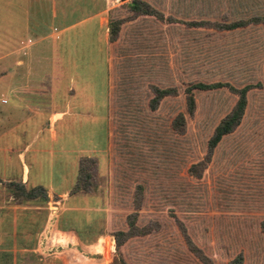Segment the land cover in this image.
Instances as JSON below:
<instances>
[{"label": "rangeland", "instance_id": "1", "mask_svg": "<svg viewBox=\"0 0 264 264\" xmlns=\"http://www.w3.org/2000/svg\"><path fill=\"white\" fill-rule=\"evenodd\" d=\"M130 1L118 6L124 7ZM155 2L181 18H220L221 13L230 12L232 17H240L264 12L262 0ZM237 7L242 10L235 15ZM6 11V0H0V29L6 26ZM151 21V35L148 26L136 42L115 49H129L133 67L139 54L145 57L146 52H156L159 83L177 85L180 95L165 99L156 114L149 113L135 97L131 105L125 100L115 105L113 158L109 151V169L96 172L97 186L108 199V233L127 227L126 215L133 210L130 205L135 188L142 184L145 200L139 211L140 224L157 220L161 228L135 237L122 247L130 264H202L188 250L176 216L218 264H229L239 252L245 256L244 264H264V88L252 90L242 127L222 141L202 178L190 177L187 168L203 157L214 125L233 105L235 96L224 88L196 92L198 109L193 118L188 117L186 135L176 136L171 129L176 113L185 111L183 91L190 82L229 81L239 85L264 80V31L251 27L219 33ZM147 22L149 19L142 24ZM96 45L92 47L97 49ZM5 51L6 43L0 42L2 69ZM102 53L96 60L99 69L104 61ZM121 87L118 93L123 96ZM100 104L101 98L98 110H102ZM7 107L0 102V129L6 127L3 115ZM103 131V127L98 128V138ZM93 246L85 249L87 258L120 264L116 243L110 246L108 237Z\"/></svg>", "mask_w": 264, "mask_h": 264}, {"label": "crops", "instance_id": "2", "mask_svg": "<svg viewBox=\"0 0 264 264\" xmlns=\"http://www.w3.org/2000/svg\"><path fill=\"white\" fill-rule=\"evenodd\" d=\"M123 1L6 0L0 264H102L85 249L106 237L110 246L115 242L104 193L98 186L88 193L73 189L82 158L109 169L108 18Z\"/></svg>", "mask_w": 264, "mask_h": 264}, {"label": "trees", "instance_id": "3", "mask_svg": "<svg viewBox=\"0 0 264 264\" xmlns=\"http://www.w3.org/2000/svg\"><path fill=\"white\" fill-rule=\"evenodd\" d=\"M263 4H264V0ZM232 9V8H231ZM234 10V9H233ZM236 12L242 10L237 7ZM212 13V11H211ZM220 18L201 17V18H181L173 11L166 12L159 6L155 0H131L126 6H118L110 11L109 16V47L111 53L110 61V119H109V138L110 155L113 158L115 148L116 134L113 128L115 105L117 102H124L131 105L135 97L145 106L149 113L156 114L160 110L165 99L169 97H178L180 89L177 85H168L165 81L159 83L158 80V60L156 52H146L139 54L136 60V66H132L129 49L121 47L116 51L117 46H129L141 36L144 30L149 26V35H151V20L154 23L160 22L164 25L177 26L182 25L188 29H204L214 32L224 33L237 30H244L251 27H261L264 31V12L254 13L246 16L232 17V12L221 13ZM149 19L146 24L143 20ZM141 22V23H140ZM140 23V24H139ZM151 37V36H149ZM135 58V57H134ZM264 76V66H263ZM122 84L123 96L118 91ZM227 89L235 96V102L229 110L214 125L206 145V151L203 157L193 161L187 168V173L192 178H202L212 163L217 148L222 141L240 130L250 108V93L255 89L264 88V80L247 82L243 84H234L229 81L205 82L202 80L190 82L185 88V111L176 113L171 121V129L176 136H184L188 131V117L193 118L198 109L196 92H207L217 89ZM132 92V93H131ZM132 94H135L132 96ZM137 95V96H136ZM146 120V119H145ZM79 175L73 192H92L97 188L96 172L98 170V161L94 157H84L79 162ZM145 188L138 184L135 188L131 207L132 212L126 215L127 227L114 229L112 236L116 243V249L119 252V263L130 264L121 249L131 239L135 237H144L152 234L161 228V223L157 220H150L145 224H140L139 211L144 207ZM112 219V218H111ZM64 221V220H63ZM177 227L186 243L188 250L202 264H218L192 237L185 222L176 216ZM86 228L94 231V225L90 222L85 223ZM64 228V225H61ZM261 229L264 230V220L261 222ZM80 234V231H78ZM245 256L239 252L229 261V264H244Z\"/></svg>", "mask_w": 264, "mask_h": 264}, {"label": "built area", "instance_id": "4", "mask_svg": "<svg viewBox=\"0 0 264 264\" xmlns=\"http://www.w3.org/2000/svg\"><path fill=\"white\" fill-rule=\"evenodd\" d=\"M4 102H6V100H3Z\"/></svg>", "mask_w": 264, "mask_h": 264}]
</instances>
